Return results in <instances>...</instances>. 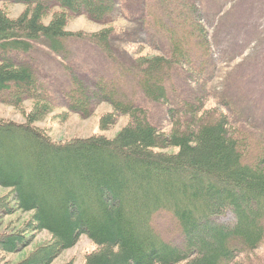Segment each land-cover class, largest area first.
Listing matches in <instances>:
<instances>
[{
  "label": "trees",
  "instance_id": "1",
  "mask_svg": "<svg viewBox=\"0 0 264 264\" xmlns=\"http://www.w3.org/2000/svg\"><path fill=\"white\" fill-rule=\"evenodd\" d=\"M0 1L26 7L15 19L0 8V94L13 95L15 107L33 101L24 123L0 121V188L9 191L19 211L32 214L25 231L50 235L48 246L16 264H50L81 236L97 246L84 264H230L261 245L264 149L254 164L245 163L246 148L226 115L199 116L200 103L186 105L171 131L163 133L143 109L102 80L88 87L73 77L72 89L64 93L68 112L86 118L93 103H106L112 110L101 118L103 128L119 116H127L128 124L112 139L92 136L58 144L33 126L52 104L38 93L31 68L13 57L30 53L39 42L60 55L70 39H86L111 57L112 27L83 35L65 31V25L69 16L81 15L111 23L119 0ZM53 9L51 20L42 23ZM198 24L194 31L205 46ZM170 44L172 60L137 58L130 72L120 74L137 71V87L154 102L167 100L162 79L171 65L190 64L184 39L171 38ZM159 211L177 221L182 247L153 230L151 219ZM228 212L232 223L221 222ZM26 243L24 232L2 236L0 251L15 253Z\"/></svg>",
  "mask_w": 264,
  "mask_h": 264
},
{
  "label": "rangeland",
  "instance_id": "2",
  "mask_svg": "<svg viewBox=\"0 0 264 264\" xmlns=\"http://www.w3.org/2000/svg\"><path fill=\"white\" fill-rule=\"evenodd\" d=\"M0 8L15 19L26 7L0 1ZM55 9L47 12L42 23L51 20ZM112 19L99 24L85 15L69 16L65 25V31L83 35L112 27L111 57L86 39L68 40L60 55L39 42L33 43L30 53L13 57L16 63L31 68L40 84L38 93L52 104V110L33 126L57 144L92 136L114 138L128 124L127 116H119L103 128L100 120L112 110L108 104L93 103L86 118L68 112L64 105V93L72 89L73 77L88 87L102 80L143 109L149 123L163 133L171 131L173 120L183 115L186 105L200 103L199 116L210 112L212 116L226 115L234 135L246 148L244 162L254 164L264 149V0H119ZM197 24L206 34L205 46L194 31ZM171 38L184 39L190 64L171 65L162 79L167 100L154 102L137 87V71L124 77L120 74L130 72L137 58L162 56L172 60ZM12 98L9 93L0 94V121L22 124L33 101L24 99L15 107ZM31 215L19 211L9 191L0 188V237L24 232L27 240L15 253L0 251V264H16L49 245V233L25 231ZM220 221L232 223L233 216L228 212ZM151 226L163 241L182 247L180 227L169 212H157ZM96 250L97 246L81 236L50 264H84ZM230 264H264V240L256 250L239 254Z\"/></svg>",
  "mask_w": 264,
  "mask_h": 264
}]
</instances>
